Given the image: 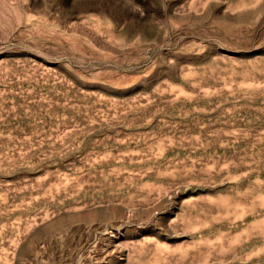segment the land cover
I'll use <instances>...</instances> for the list:
<instances>
[{
  "label": "rangeland",
  "instance_id": "obj_1",
  "mask_svg": "<svg viewBox=\"0 0 264 264\" xmlns=\"http://www.w3.org/2000/svg\"><path fill=\"white\" fill-rule=\"evenodd\" d=\"M0 264H264V0H0Z\"/></svg>",
  "mask_w": 264,
  "mask_h": 264
}]
</instances>
